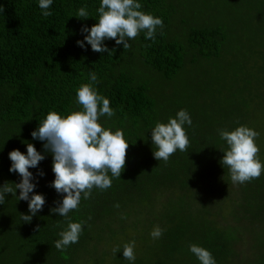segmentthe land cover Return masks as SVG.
<instances>
[{"label":"trees","instance_id":"trees-1","mask_svg":"<svg viewBox=\"0 0 264 264\" xmlns=\"http://www.w3.org/2000/svg\"><path fill=\"white\" fill-rule=\"evenodd\" d=\"M138 2L164 21L155 40L142 31L129 49L109 39L104 43L115 50L99 53L77 41L87 35L82 27L98 22L101 0H53L48 17L39 0H0V186L20 182L9 171V152L26 153L31 142L45 153L30 171L34 192L46 197L28 223L20 190L6 194L0 264H200L191 244L208 249L217 264H264V168L258 179L232 183L220 163L228 146L219 135L241 125L256 130L264 165V0ZM81 7L91 17L74 16ZM93 71L95 88L115 112L99 122L123 130L130 142L126 167L110 188H93L69 213L73 222L86 223L78 243L58 250L67 220L51 209L63 194L50 186L52 154L31 133L51 111L63 117L79 110L77 89ZM181 109L192 118L184 126L190 145L167 163L158 161L151 130ZM157 225L164 232L154 240ZM132 241L134 262L123 256Z\"/></svg>","mask_w":264,"mask_h":264},{"label":"clouds","instance_id":"clouds-1","mask_svg":"<svg viewBox=\"0 0 264 264\" xmlns=\"http://www.w3.org/2000/svg\"><path fill=\"white\" fill-rule=\"evenodd\" d=\"M52 3L53 0H39L43 16L52 15L49 11ZM141 8L138 0H101L97 10L98 22L90 28L82 27L81 31L87 35L84 40L77 41V44L83 48L86 41L91 45L92 51L109 53L115 49H109L104 41L114 39L117 45L123 44L124 50H127L131 47L129 40L135 39L142 31L145 32L146 39L154 41L156 30L158 27L163 29L164 21L161 17L141 11ZM74 16L81 19L91 17L86 7L79 8ZM89 79L90 82L81 84L76 92V102L81 106L79 110H73L63 117L51 111L31 133L33 139L44 142L45 152L52 154L55 179L50 186L57 193L63 194L62 201H57V206L51 209L52 213H58L67 220L66 228L59 232L60 239L55 241L58 250L78 243L86 223L73 222L69 213L78 209L82 198H90L93 188L102 191L110 188L112 178H121L126 167L130 142L126 141L123 130L117 129L113 132L99 122L101 117L111 118L115 112L110 107L109 98L95 88L98 78L94 71L89 74ZM185 125H192V118L185 109L179 110L167 123H156L151 130V140L155 146L153 156L156 160L167 163L177 150L187 151L190 140ZM219 135L228 146L223 151L220 163L224 168H228L232 183L258 179L264 168L257 157L260 151L256 143L259 132L241 125L231 131L221 129ZM9 159L12 162L9 171L18 173L22 179L19 183H14V186L8 182L0 186V205L4 204L6 194L17 196L19 189L18 200L28 202L30 213H23L21 218L24 222L31 223L33 217L43 209L46 197L42 193L34 192L37 183L34 182L30 168H37L45 159V153L38 151L33 143L28 142L26 153L19 148L13 149L9 152ZM39 175H44L43 170H40ZM114 207L119 208L120 205L117 203ZM59 226L60 222L57 224V227ZM163 232L157 225L150 235L155 240L161 238ZM134 248L135 241L124 244L123 256L126 260L135 261ZM118 251V247L113 249L114 254ZM190 251L198 258L200 264H217L212 253L202 246L191 244Z\"/></svg>","mask_w":264,"mask_h":264}]
</instances>
